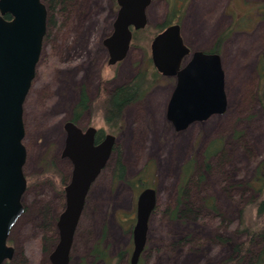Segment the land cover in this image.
Returning a JSON list of instances; mask_svg holds the SVG:
<instances>
[{
  "label": "rangeland",
  "instance_id": "374dc122",
  "mask_svg": "<svg viewBox=\"0 0 264 264\" xmlns=\"http://www.w3.org/2000/svg\"><path fill=\"white\" fill-rule=\"evenodd\" d=\"M263 1L152 0L147 10L148 33L155 32L174 10L180 12L183 38L194 50H211L221 34L232 30L220 48L228 109L223 115L175 131L166 110L175 89V78L169 76L153 85L142 101L127 106L121 129L115 133L126 179L115 178L120 152L114 150L98 180L101 199L92 202L94 211H87L89 234L73 250L70 264H130L136 201L146 186L157 191L158 209L149 220L140 264H223L233 253L231 240L242 238V209L257 197L247 184L255 176L256 163L264 160V82L258 71L259 61L264 68ZM44 2L49 12L47 35L38 75L25 103V171L31 177L49 166L58 153L63 122L75 108L81 83L91 97L101 80L102 87L111 92L128 83L151 58L144 43L134 44L125 60L107 65L103 43L115 22L116 0ZM47 59L51 60L49 67ZM100 103L95 100L92 106ZM89 122L110 130L102 109L86 111L79 125L85 129ZM214 140H222L223 146L208 162L210 171L204 152ZM191 159L197 171L187 186L186 199L193 213L174 217L171 211L178 204L181 166ZM145 168L142 182L137 184L135 179ZM56 191L48 182L32 183L24 198L26 212L9 239L15 255L4 264H51L50 254L57 243L54 218L65 207V197ZM209 197L214 198L218 214L206 205ZM218 235L229 238L228 242H221ZM100 244L107 251V260L94 255Z\"/></svg>",
  "mask_w": 264,
  "mask_h": 264
},
{
  "label": "water",
  "instance_id": "95a60500",
  "mask_svg": "<svg viewBox=\"0 0 264 264\" xmlns=\"http://www.w3.org/2000/svg\"><path fill=\"white\" fill-rule=\"evenodd\" d=\"M150 2L118 0L113 33L105 39L110 51L109 64L114 65L127 57L133 37L131 27L139 30L148 25ZM47 18L44 0H0V264L15 255V248L8 245V239L24 213L22 197L27 188L24 104L36 77ZM151 54L153 65L162 76L177 78L166 109L167 119L177 132L227 110L220 55L202 50L191 52L183 40L180 23L168 25L153 37ZM66 128L64 154L72 159L74 171L66 187L67 203L58 222L59 243L51 253L52 264L70 263L86 195L111 159L117 142L116 135L108 134L96 144L97 128L94 126L83 131L75 123L68 122ZM157 199L153 187H146L137 198L130 264H138L145 251L149 220L158 205Z\"/></svg>",
  "mask_w": 264,
  "mask_h": 264
},
{
  "label": "trees",
  "instance_id": "16d2710c",
  "mask_svg": "<svg viewBox=\"0 0 264 264\" xmlns=\"http://www.w3.org/2000/svg\"><path fill=\"white\" fill-rule=\"evenodd\" d=\"M54 1L55 0H53V3ZM6 17L10 18L8 15ZM176 18H178L177 22L181 24L182 18L180 12L174 10L172 14L167 15L166 20L162 23V25L158 27L155 32L148 33V26L145 29L139 30L135 33V37L132 41L133 45L138 44L140 46L142 43H144L146 48H149L150 51L151 40L153 39V37L162 32V29H164L168 25L173 24V22L176 21ZM231 31L229 33H231ZM229 33L225 32L221 34L215 47L210 51L220 54L221 45L225 41V38ZM261 64L262 61H259L258 71L260 72L262 82H264V68ZM163 78L164 76H162L157 71L155 65H153L152 60L149 57L147 59V62H145V67L137 71V73L133 76L132 79H130L128 83L119 86L118 90H115L112 94L105 96L104 100H102L103 96H101L102 106L100 105V109H102L104 112V120L110 128L111 133L115 134L121 129L123 110L133 103L142 101V99L152 89L153 85L160 83ZM261 95V105L264 108V84L262 86ZM84 100L87 101V98L85 97ZM87 108L88 105H86L85 102L84 105L79 104L76 110L83 112ZM222 146V140H214L207 146L204 154L207 161L206 168L208 170L211 169L208 162L213 158V156L219 155ZM114 150L120 152L115 171V178L117 180L126 179L127 169L125 168L123 158H121V150H119V146L117 144L115 145ZM196 168V162L193 159L181 166V180L178 188L179 194L177 200L178 204L177 207L171 211V213L173 214L172 216L174 217H179L181 216V214L189 216L190 213H193V210L189 206L190 204L187 201L188 199H186V197L187 186L189 182H191V177L197 171ZM55 170L53 171L54 173L50 175L52 179H56ZM145 172L146 168L135 179L137 180V184L139 182H142V176L145 174ZM254 175L255 176L247 184V187L252 190L253 194H257V197L253 198L254 196L252 195L253 199L250 202V207H247V209H242L239 221V233H241L242 238H240V240L237 242H232L231 240V245H233V253L229 255L226 260H224L223 264H264V160H260L259 163H256V170ZM41 177L42 176L37 175L31 179V182H37L39 179H41ZM199 178L200 180H203L204 177L200 175ZM131 183L132 185L135 184V182ZM205 203L210 208V211H212V213L218 214V212L216 211L217 209L214 198L209 197L205 200ZM157 209L158 205L154 211H157ZM218 238L223 243L228 242L229 240V238L223 237L222 235H218ZM94 254H96L97 258L100 257L106 260L108 259L107 251L105 249H102L101 244L95 247Z\"/></svg>",
  "mask_w": 264,
  "mask_h": 264
},
{
  "label": "flooded vegetation",
  "instance_id": "af4514ba",
  "mask_svg": "<svg viewBox=\"0 0 264 264\" xmlns=\"http://www.w3.org/2000/svg\"><path fill=\"white\" fill-rule=\"evenodd\" d=\"M60 1H62L63 2V0H60ZM65 2V1H64ZM45 3V2H44ZM152 3V0H151V2H150V4ZM46 4V3H45ZM55 4L56 5H59L60 3H59V0H55ZM116 6H117V9H118V11H119V4H118V0H116ZM150 6V5H149ZM148 6V7H149ZM46 7H47V4H46ZM147 7V8H148ZM47 10H48V7H47ZM148 10V9H147ZM118 11H117V13H118ZM48 14H49V12H48ZM117 16V15H116ZM148 19V18H147ZM178 21V18H176V21H174V22H177ZM173 22V23H174ZM178 23V22H177ZM113 25H114V23H113ZM148 25H149V22H148ZM147 25V26H148ZM47 26H48V18H47ZM146 26V27H147ZM145 27V28H146ZM145 28H143V29H145ZM182 29V28H181ZM139 30H141V29H139ZM139 30H135L134 29V27H131V31L133 32V37H132V40H131V43H132V41H133V39H134V37H135V33L136 32H138ZM113 31V27H112V30H111V34L113 33L112 32ZM46 35H47V31H46ZM46 35H45V37H46ZM110 36V35H109ZM108 36V37H109ZM182 36H183V33H182ZM45 37H44V39H45ZM107 37V38H108ZM106 38V39H107ZM183 40L185 41V39L183 38ZM44 43V42H43ZM185 43L190 47V49H191V52H194V51H197V50H200V49H197V50H194L193 48H192V46L187 42V41H185ZM104 49L106 50V62H107V65L108 66H115V65H117L119 62H121V61H123V60H125V59H123V60H121V61H118V63H116V64H114V65H111V64H109V60H110V51H109V48H108V46L105 44V40H104ZM133 46V43L131 44V47ZM130 47V48H131ZM43 49V48H42ZM130 50V49H129ZM203 51V50H202ZM210 51V50H209ZM209 51H205V52H209ZM129 52V51H128ZM210 52H212V51H210ZM215 53V52H214ZM128 54V53H127ZM150 54H151V46H150ZM218 54V53H217ZM220 55V57H221V62H222V65H223V69H224V62H223V57H222V55H221V53L219 54ZM128 56V55H127ZM41 58V57H40ZM41 60V59H40ZM40 60H39V63H40ZM151 60H152V54H151ZM51 62V60L50 59H47V66L49 67V63ZM38 63V66H40V64ZM153 63V62H152ZM52 65V64H51ZM258 65H259V63H258ZM105 67V66H104ZM258 69H259V66H258ZM224 74H225V80H226V73H225V71H224ZM37 75H38V67H37V73H36V77H37ZM36 77H35V79H36ZM175 78V77H174ZM35 79H34V81H35ZM176 79L177 78H175V85H176ZM34 81H33V83H34ZM260 81L262 82V80L260 79ZM102 83H103V80H101V82H100V86H99V88H98V91H97V93L94 95V96H90V94H89V92L87 91V86L86 85H84L83 83H81V88H80V92H79V99H78V101H77V103H76V105H75V108H74V110H73V112H72V114H71V116L70 117H67L65 120H64V122H63V133H64V137H63V142H62V144H61V147L59 148V150H58V153L53 157V159H51V162H50V165L49 166H47V164H46V166H45V168L43 169V171L40 173V174H37V175H39V176H42L41 177V179H39L37 182H35V183H39V182H48L52 187H53V189L56 191V192H58V194L59 195H61V196H63V197H65L64 198V200H65V207H64V210H65V208H66V203H67V197H66V187H67V185L70 183V181L72 180V176H73V171H74V163H73V161H72V159L69 157V156H67V155H65L64 154V152H65V148H66V139H67V135H68V132H67V128H66V124L68 123V122H73V123H75L77 126H79L83 131H86L89 127H91V126H94V127H96L94 124H92L91 122H89L88 123V126H87V128H82L80 125H79V120H81L82 118H83V114L86 112V111H89V110H93L94 108H95V110H97V109H99L100 110V105H101V96H103L102 97V100H104V98H105V96H107V95H110V94H112L115 90H118V88H119V86H121V85H123V84H120L119 86H116L115 87V89L113 90V91H111V92H109L108 90H106V88H105V85H104V88L102 87ZM263 83V82H262ZM83 84V85H82ZM32 86H33V84H32ZM32 88V87H31ZM31 90V89H30ZM225 90H226V88H225ZM29 94H30V92H29ZM85 95V96H84ZM226 96H227V93H226ZM28 97H29V95H28ZM28 97H27V99H28ZM85 97L87 98V101H85L84 99H85ZM171 97V96H170ZM228 97V96H227ZM27 99H26V102H27ZM170 99V98H169ZM95 100H98V102L100 103V104H98V106L96 107H93L92 106V104L94 103V101ZM170 101V100H169ZM25 102V103H26ZM85 102H86V105H88V108L85 110V111H79V110H76V108L78 107V105L79 104H82V105H84L85 104ZM169 103V102H168ZM168 106V105H167ZM227 106H228V103H227ZM227 108V107H226ZM228 109V108H227ZM227 111V110H226ZM225 111V112H226ZM224 112V113H225ZM103 115H104V112H103ZM214 115H219V114H214ZM223 115V114H222ZM209 119V118H208ZM170 122V121H169ZM24 127H25V136H24V139H23V143H24V145H25V147H26V151H27V158H26V162H25V165H24V174H25V177H26V179H27V188H26V191L24 192V194H23V197H22V203H23V206H24V213H23V215L19 218V220L17 221V223L14 225V227L12 228V231H13V229L15 228V226L18 224V222L20 221V219L24 216V214H25V212H26V205H25V203H24V198H25V196H26V193L28 192V190H29V188H30V186L32 185V182H31V179L33 178V177H35V176H37V175H35V176H33V177H31V176H28L27 174H26V166H27V164H28V147H27V143H26V140H27V126H26V119H25V104H24ZM97 128V134H96V144H99L101 141H103L104 139H105V137L108 135V134H112V133H110V130L109 131H106V130H104V129H100V128H98V127H96ZM186 130V129H185ZM176 131V130H175ZM183 131V130H182ZM115 135V134H114ZM117 137V136H116ZM116 145V144H115ZM108 165V164H107ZM107 165L102 169V171H101V173L98 175V177L96 178V180L92 183V185L90 186V189L88 190V193H87V195H86V199H85V203H84V207H83V210H82V213H81V216H80V220H79V223H78V225H77V228H76V232H75V235H74V240H73V244H72V249H71V255H72V252H73V250L74 249H77V247L78 248H80L81 247V241H83V238L84 237H86L88 234H89V228L88 227H85V222H87L88 221V216H87V211H89V209L91 210V211H94V209H93V207L91 206V204H92V202H94V200L95 201H99L100 199H101V197H100V195H99V192H98V188H99V186H97V184H98V180H99V178H100V176H101V174H102V172H104V170L106 169V167H107ZM55 169H57V170H55ZM56 171V175H55V178L56 179H52L51 177H50V175H52L54 172L53 171ZM52 172V173H51ZM57 172H59V173H57ZM144 182V181H143ZM144 184V183H143ZM142 184V185H143ZM146 187H150V186H146ZM146 187H144L143 188V190L144 189H146ZM102 198L103 199H105V192H103V195H102ZM63 210V211H64ZM63 211H62V213H63ZM61 213V214H62ZM61 214H60V216H61ZM60 216H59V218H54V223H53V225L55 226V233H56V235H57V243H56V245H55V247L57 246V244L59 243V228H58V222H59V219H60ZM12 231H11V234H12ZM11 234H10V236H11ZM10 236H9V239H10ZM132 238H133V235H132ZM9 239H8V245H10L9 244ZM134 238H133V240H132V249H133V247H134ZM10 246H12V245H10ZM55 247H54V249H55ZM53 249V250H54ZM134 250V249H133ZM133 250H132V252H131V255H132V253H133ZM53 252V251H52ZM95 255V254H94ZM50 256H51V254H50ZM141 259V258H140ZM70 262H71V260H70ZM140 262H141V260H140ZM139 262V263H140ZM51 264H52V262H51ZM70 264V263H69Z\"/></svg>",
  "mask_w": 264,
  "mask_h": 264
}]
</instances>
